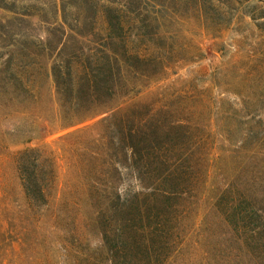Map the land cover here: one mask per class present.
<instances>
[{"label":"rangeland","instance_id":"374dc122","mask_svg":"<svg viewBox=\"0 0 264 264\" xmlns=\"http://www.w3.org/2000/svg\"><path fill=\"white\" fill-rule=\"evenodd\" d=\"M215 2L204 20L163 15L153 49L159 65L106 106L118 115L139 110L153 130L186 127L197 140L205 181L185 239L166 264H264V234L253 241L248 232L257 224L221 220L237 191L264 214V0L227 9ZM72 5L77 0H0V264H68L66 251L101 248L88 197L92 185L117 178L116 128L95 126L107 115L60 128L51 60L35 62L41 73L27 99L5 73L20 66L18 52H35L45 30L60 22L57 11ZM25 149L53 162L56 179L41 210L28 207L17 175L15 157Z\"/></svg>","mask_w":264,"mask_h":264},{"label":"trees","instance_id":"16d2710c","mask_svg":"<svg viewBox=\"0 0 264 264\" xmlns=\"http://www.w3.org/2000/svg\"><path fill=\"white\" fill-rule=\"evenodd\" d=\"M214 1L77 0V5L57 11L60 22L45 30L33 54L18 52L20 66L5 69L27 99L41 73L35 62L51 60L48 75L60 128L106 115L95 126L116 128V165L111 171L117 178L92 185L88 197L101 248L66 251L68 264H166L185 239L195 192L205 181L204 160L196 156L192 131L182 126L153 130L139 110L118 115L106 106L121 91L127 93L150 78L159 65L153 49L160 41L163 15L188 12L204 20ZM242 1L223 0L221 6L227 9ZM15 165L28 207L45 208L56 179L52 160L39 149H25L17 153ZM234 195V203L221 213L222 223L229 225L236 218L246 227L257 224L248 232L253 241H261L263 210L251 196L238 191Z\"/></svg>","mask_w":264,"mask_h":264}]
</instances>
